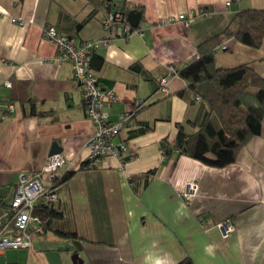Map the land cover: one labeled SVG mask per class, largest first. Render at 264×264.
Masks as SVG:
<instances>
[{"label": "crops", "instance_id": "0c3cea01", "mask_svg": "<svg viewBox=\"0 0 264 264\" xmlns=\"http://www.w3.org/2000/svg\"><path fill=\"white\" fill-rule=\"evenodd\" d=\"M228 1L126 0L142 11L140 27L130 31L128 24L124 32L119 25L108 36L102 24L107 9L97 1L0 0V216L14 198L20 174L40 171L54 142L67 159L58 177L76 171L56 185L57 198L48 202L63 216L42 233L31 222L30 253L38 233L37 244L69 242L90 264H177L187 257L194 264H264V122L262 133L226 167L177 151L166 157L161 148L165 138L175 142L178 123L191 132L208 113L172 68L192 63L200 45L233 25L239 11L264 10V0ZM199 8L208 15L198 14L190 26L169 20ZM46 25L79 42L108 40L96 50L104 59L96 73L98 84L119 96L108 107L111 120L144 102L134 123L115 138L127 146L122 158L82 168L93 123L71 63L56 60L57 45L44 35ZM224 40L227 48L215 53L217 67L247 64L264 78V40L258 48L233 36ZM164 76L170 78L168 95L159 90ZM152 169L155 174L148 173ZM192 181L198 189L187 202L183 192ZM227 219L234 230L225 236L219 224ZM56 230L77 236L62 237Z\"/></svg>", "mask_w": 264, "mask_h": 264}, {"label": "trees", "instance_id": "16d2710c", "mask_svg": "<svg viewBox=\"0 0 264 264\" xmlns=\"http://www.w3.org/2000/svg\"><path fill=\"white\" fill-rule=\"evenodd\" d=\"M104 5L107 14L121 11L127 14L135 9L127 5L126 0H93ZM142 14V11H140ZM142 17V16H141ZM140 27H132L135 31ZM236 37L239 41L258 48L264 40V10L244 9L239 11L233 25H229L221 34L213 36L199 47V56L188 66L178 71L184 78L187 87L196 95V99L204 101L208 113L200 125H195L189 132L186 125L178 123L175 142L171 144L167 138L161 141V148L167 157L172 152L188 155L214 167H226L234 163L240 150L254 137L262 133L264 122V78L247 64L220 68L215 64V53L219 45L225 42L224 37ZM103 57L95 51L92 66L96 72L103 64ZM182 94V92H180ZM140 109V108H139ZM32 114H36L32 106ZM138 111L135 110V113ZM186 124H190L188 121ZM95 166L91 160L84 162L82 168ZM156 169L148 173L155 174ZM75 170L67 171L58 177L57 184L70 179ZM34 216L41 219L44 230L49 229L51 221L61 218L63 213L48 204L38 203ZM62 237L70 238L77 233L56 230ZM177 264H194L187 257Z\"/></svg>", "mask_w": 264, "mask_h": 264}, {"label": "built area", "instance_id": "2783aa9c", "mask_svg": "<svg viewBox=\"0 0 264 264\" xmlns=\"http://www.w3.org/2000/svg\"><path fill=\"white\" fill-rule=\"evenodd\" d=\"M232 3L231 0L227 4ZM131 7V5H129ZM198 14L208 15L204 8L181 12L170 17V21H182L186 26L192 25L196 21ZM19 19L15 18L14 21ZM102 24L108 34L113 35L116 26H121L127 31L128 23L126 16L121 11L108 13L103 19ZM46 38L55 42L58 48L56 60L60 63L70 62L73 70V77L77 85L83 91L86 114L93 123L94 132L87 142L89 150L88 159L95 166H100L110 156H124L127 146L116 143L115 138L122 129L131 126L135 119V110L144 105L143 101L135 104L134 109L122 113L116 120L110 119L108 107L119 100L118 94L114 89L102 88L98 84V77L95 68L92 66L94 52L100 43L107 44L108 40H85L77 41L61 33L56 26L46 25L44 27ZM226 43H222L216 51L225 50ZM199 56V55H198ZM197 56V57H198ZM174 75L178 73L172 68ZM170 78L160 77L159 90L165 95L170 93ZM6 85H11L7 80ZM14 105L10 104L8 110L13 111ZM67 162L63 153H56L48 157L45 166L38 172L27 175L20 174L19 182L16 185L14 198L5 213L0 216V255L4 254L7 248H30L32 246V233L30 231L31 222L37 224L36 231L44 232L42 221L34 216L33 212L41 200L47 202L55 200L56 182L60 168ZM198 186L192 181L186 185L183 197L187 202L191 201L196 195ZM220 229L227 236L234 230L231 219H227L219 224Z\"/></svg>", "mask_w": 264, "mask_h": 264}, {"label": "rangeland", "instance_id": "374dc122", "mask_svg": "<svg viewBox=\"0 0 264 264\" xmlns=\"http://www.w3.org/2000/svg\"><path fill=\"white\" fill-rule=\"evenodd\" d=\"M46 234H44L45 236ZM40 234L35 233L34 245L36 249L31 251L28 248H7L4 254L0 255V264L18 263L32 264L29 262L31 254L36 257L40 264H74L72 256L76 252L74 247L69 245V242H56L51 239H46L43 243L37 244L40 239ZM95 245H103L102 243H94ZM42 247V248H41ZM43 249V250H42ZM80 255V252H79ZM82 256L86 259V263L90 264L85 253Z\"/></svg>", "mask_w": 264, "mask_h": 264}, {"label": "water", "instance_id": "95a60500", "mask_svg": "<svg viewBox=\"0 0 264 264\" xmlns=\"http://www.w3.org/2000/svg\"><path fill=\"white\" fill-rule=\"evenodd\" d=\"M141 16L142 14L140 11L133 9L127 14L126 21L128 24H130V26L138 27L140 25ZM61 151H62V147L58 144V142H54L49 152V156L56 154V153H60ZM72 259H73L74 264L84 263L83 258L80 257L78 252H75L73 254Z\"/></svg>", "mask_w": 264, "mask_h": 264}]
</instances>
